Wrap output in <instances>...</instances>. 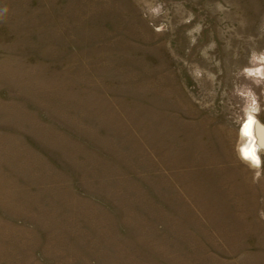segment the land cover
Masks as SVG:
<instances>
[{
	"label": "rangeland",
	"instance_id": "374dc122",
	"mask_svg": "<svg viewBox=\"0 0 264 264\" xmlns=\"http://www.w3.org/2000/svg\"><path fill=\"white\" fill-rule=\"evenodd\" d=\"M250 115L264 0H0V264H264Z\"/></svg>",
	"mask_w": 264,
	"mask_h": 264
},
{
	"label": "bare ground",
	"instance_id": "6f19581e",
	"mask_svg": "<svg viewBox=\"0 0 264 264\" xmlns=\"http://www.w3.org/2000/svg\"><path fill=\"white\" fill-rule=\"evenodd\" d=\"M241 134L247 139V145H245L242 150L243 158L257 165L259 161V151L261 148H264V126L255 116L250 115L247 121L242 125Z\"/></svg>",
	"mask_w": 264,
	"mask_h": 264
},
{
	"label": "clouds",
	"instance_id": "9594fccd",
	"mask_svg": "<svg viewBox=\"0 0 264 264\" xmlns=\"http://www.w3.org/2000/svg\"><path fill=\"white\" fill-rule=\"evenodd\" d=\"M4 11H7V9H4Z\"/></svg>",
	"mask_w": 264,
	"mask_h": 264
},
{
	"label": "snow or ice",
	"instance_id": "6c2138e0",
	"mask_svg": "<svg viewBox=\"0 0 264 264\" xmlns=\"http://www.w3.org/2000/svg\"><path fill=\"white\" fill-rule=\"evenodd\" d=\"M246 155H247V153H246Z\"/></svg>",
	"mask_w": 264,
	"mask_h": 264
}]
</instances>
